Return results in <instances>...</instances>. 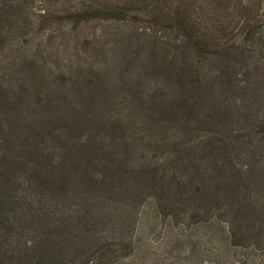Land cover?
<instances>
[{"label": "trees", "instance_id": "obj_1", "mask_svg": "<svg viewBox=\"0 0 264 264\" xmlns=\"http://www.w3.org/2000/svg\"><path fill=\"white\" fill-rule=\"evenodd\" d=\"M40 1L0 0V71L8 78L0 77V131L17 132L30 110L36 112L30 117L47 115L53 129H59L51 115H58L61 100L70 105L68 113L72 110L80 116L81 125L93 122L108 127L87 107L92 95L96 98L104 91L99 76L84 73L80 78L60 69L50 78L44 73L39 54L26 50L15 54L36 38L29 28H47L54 19L60 28H85L99 20L128 23L130 28L132 24L156 28L153 40L146 44L148 60L140 51L134 67L140 68L150 82L152 77L159 84L157 98L146 101L147 115L159 114L170 121L168 125L158 122L155 127L148 122L149 127L157 128L154 141H147L144 133L129 135L119 118L113 121L112 136L89 131L84 136L85 127L77 128L61 154L67 166L65 173L43 166L45 152L36 153L28 173L36 184L56 196L54 205L61 209L56 210L58 214L50 211L60 218L52 232L79 251L65 259L56 252L59 245L48 240L55 248L53 254L44 250L32 256L25 252L22 257L28 263L35 259L32 264H120L128 253L133 258L138 250L126 240L127 234L148 220L154 222L153 232L162 224L173 228L178 242L190 243L189 249H179L174 260L159 257L152 264H264V0H122L100 4L97 0H79L73 8L57 7L56 3L48 10L40 7ZM29 11H33L30 16ZM32 15L44 18L47 24L34 27ZM186 54L190 62L179 64V58ZM204 61L222 92H236L229 94L233 100L225 97L212 101ZM94 65L100 72L101 67ZM124 66L119 75L128 86L133 61ZM65 77L72 81L73 89ZM46 78L45 86L52 84L54 89L43 90L46 97L42 98L35 91L45 87L38 83ZM66 81L69 84L65 86ZM84 89H88V99ZM240 101L246 106L245 112L240 110ZM179 116L185 118V126L181 127L182 134L175 135ZM206 130L208 136L200 134ZM120 131L123 136L116 135ZM171 144L175 150L165 151L166 146H161ZM2 147L4 152L11 148L4 142ZM1 161L4 164L3 156ZM6 165H10L8 160ZM84 167H95L97 177ZM7 183L0 172V213L4 218L10 205L17 202L12 190H2ZM112 188L111 197H103L102 190ZM84 194L90 199L80 209L76 201ZM122 203L118 213L111 216L114 205ZM79 223L85 230L78 241H72ZM110 231L114 234L108 237ZM86 233L93 238L88 239ZM138 243H147L144 254L151 253V241Z\"/></svg>", "mask_w": 264, "mask_h": 264}, {"label": "rangeland", "instance_id": "obj_2", "mask_svg": "<svg viewBox=\"0 0 264 264\" xmlns=\"http://www.w3.org/2000/svg\"><path fill=\"white\" fill-rule=\"evenodd\" d=\"M78 1L79 0H41L39 5L48 10L54 9V5L59 3L56 4L57 7L68 9V7L73 8ZM108 1L120 2L122 0H97L99 4L102 2L108 3ZM32 12L33 11H29L27 14L30 16ZM32 18L35 20L34 27L47 24L42 17L38 18L32 15ZM140 26L141 25L136 26L132 24L130 28L128 23L125 24L117 21L111 23L99 20L95 23L87 24L85 28H70L68 25L60 28L58 20L54 19L47 24V28H29L32 33L36 35V38L30 40V45H27V47H20L15 54H22L24 50L32 55L39 54V60L44 73L50 78L56 77L60 69H66L70 74H78L80 78L83 77L84 73L92 78L99 76V81L101 86L104 87V91L97 93L96 98L92 95L91 99L87 101V107L93 111L95 110L99 118L105 121L108 127L106 128L104 124L94 125L93 122L81 125L80 116L72 110L69 114L67 111L70 109V105L61 100L60 106L57 108L58 115L55 112L51 115L55 117L54 120L56 122L54 123L59 126V129H53V121L48 119L47 115L41 116L42 118L38 115H36L38 118L30 117V115L32 116L36 113L30 110L26 112L25 117H22L17 132L7 130L0 131L4 134V136L0 134V138L2 139H0V165H4L3 169L0 167V172L3 171V177H6L7 181L9 180V183L4 185L2 190H4L5 193L12 190V195L17 200L16 203L10 205L5 218L3 217L4 213H0V264H27L28 261H26V258H23L25 255H23V253L25 252H27L26 256L28 254H30V256L37 253L42 254L44 250L53 254L55 248L50 245L48 240H52L55 245H59L60 249L56 248V252L62 253L65 259H67L68 256L75 255V253L79 251L77 246L70 243V241L65 242L61 240L62 238H60L58 233L55 234L52 232L53 226L60 222V218L55 214H51L50 211L53 210L58 214L57 211H61V209L54 205L56 201L54 202L53 198L56 199V196L44 186L36 184L34 178L28 173V168L32 164L31 159H33L32 157H34V155H37L36 153L40 154L42 151L45 152L43 158H45L46 161L43 166L65 173V167L67 166L66 163L63 164L61 154H63L64 148H67V141L69 138L74 137L72 134H76L77 128L85 127L84 136L88 131L89 133H103L107 136H112V129H114L115 126L113 121L119 118L122 119L123 127L129 130V135L137 134L142 136L144 133L147 136V141H154L157 128L151 127L158 126V122L160 125H168L170 120H166L159 114L150 117L147 115V110L145 109L148 99L157 98L156 90L159 84H157L152 77H150V82L144 76L143 71L138 67H134V65L135 61L139 59L138 55L140 51L143 52L141 57L148 60L146 55L149 51L146 48V44L150 40H153L151 38H153L157 32V29L140 28ZM85 36L91 39L86 41L84 38ZM92 45L93 47H91ZM90 47L92 48V52L89 50ZM175 47L176 45H172L173 49H175ZM190 60L189 55L186 54L182 55L178 62L179 64L180 62L188 63ZM131 61H133V66L130 68L127 80L128 86H126L119 72L125 67L124 64L126 62L130 63ZM160 61H163V59L161 58ZM202 63L204 64V70L207 72L206 74H208V79L210 81L211 89H209L208 92L211 93L213 98L212 101L215 102L217 98L222 100L225 97L233 100L234 97L229 96V94L233 92L227 89L222 92L219 86L213 83L212 80H214V78L210 75L213 73H209L207 62L204 61ZM94 64L101 67L100 72L96 70L97 67ZM0 77L8 79L6 74L1 71ZM65 79L69 80L66 77ZM47 82L48 79L46 78L38 84L45 86ZM69 82V88L73 89L71 85L72 81L69 80ZM68 84L69 83L66 81L65 86ZM49 89L53 91L54 88L52 84L40 87V89L35 92L42 98H45L46 96L41 92L45 90L47 93ZM62 89L63 88H61V92ZM84 93L85 97L88 99V89H84ZM235 93L236 92L233 94ZM78 101L81 102L79 99ZM240 104V110H244L245 112L246 106L243 101H240ZM66 105L69 108H66ZM208 106L214 109L213 104H208ZM24 107L26 106H23V108ZM174 111H177L176 107ZM135 115H138L137 117L140 116V118H135ZM110 116L113 118L110 119ZM69 118L74 121H67ZM159 120L162 122L166 121V123H161ZM148 122L152 124L151 127L148 126ZM192 122L195 123L198 121L193 120ZM1 124L0 118V125ZM178 124L180 128L178 127L177 130L175 127V135H177L178 132L179 134L183 133L181 127L185 126V118L179 116ZM149 128V135L151 138L147 135V130ZM132 130L135 131L132 133ZM200 134L208 136L209 131L206 130ZM116 135L123 136L121 131ZM180 141L181 140L178 138V142ZM3 142L11 147L5 152L2 147ZM144 142H146V140ZM18 145H20V147ZM173 145L174 144L161 146H166L165 151H168L175 150V146L173 147ZM7 154L10 158L7 157ZM164 154L165 152L160 156H164ZM1 156L5 158L4 164L1 161ZM6 160H8L10 165H6ZM52 160L57 164L56 168L52 167ZM71 163L75 166V160ZM84 169L87 171L90 170L93 178L97 177V173H95L97 169H95V167L92 169L84 167ZM111 190L113 191L114 188L102 190L103 197L107 199L111 197ZM89 199L90 198H87V195L84 194L83 198L77 199V207L83 209L86 207ZM103 206L105 208L107 206L106 203H103ZM122 206L123 203L114 205L111 216L117 214L119 207ZM3 209L5 211L4 205ZM95 211L98 213L99 210ZM102 213L103 211L100 210L98 214ZM108 214L110 215V212H108ZM153 223V221L149 222L146 220L143 223H139L133 232L127 234L126 240L134 243L138 250L135 252L133 258H131L132 254L128 253L120 264H132L131 262L137 264L136 261L139 262L138 264H152L157 262L159 257H168L167 259L170 257L174 260V257L181 247H183L182 251L190 248V243L181 244L177 241V238H175L176 233L173 231V228L169 229L162 224H157L158 228L156 227L153 232ZM83 225L79 223L76 226L77 229H75V232L72 234V241H78L82 237V232L85 230ZM111 234H114V231H110L108 237H110ZM48 235H50L51 238H47ZM86 236L88 239L90 236L93 238L92 234L86 233ZM138 240L151 241V253L149 255L146 256L144 254L147 243L139 244ZM3 242L6 243L2 245ZM34 261L30 260L28 264H32Z\"/></svg>", "mask_w": 264, "mask_h": 264}]
</instances>
